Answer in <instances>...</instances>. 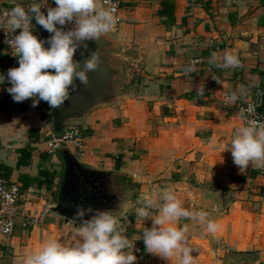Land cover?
<instances>
[{"label":"crops","instance_id":"crops-1","mask_svg":"<svg viewBox=\"0 0 264 264\" xmlns=\"http://www.w3.org/2000/svg\"><path fill=\"white\" fill-rule=\"evenodd\" d=\"M161 1L121 0L107 35L126 54L122 68L130 94L71 122L83 129L76 157L91 168L119 174L115 185L125 192V202L117 218L126 207L139 206L142 192L165 188L184 208L208 212L220 226L214 235L206 232V223L179 222L188 226L194 264H264V176L251 164L241 172L226 150L243 124L238 107L264 93V0H206L203 5L168 0L173 8L160 12ZM47 6L56 7L54 0ZM225 50L239 57L240 67L221 69L210 62L213 52L222 56ZM193 63L195 71L185 73ZM12 65L0 46V75L5 77L0 83V163L12 168L9 181L27 185L23 212L40 219L32 228L17 224L10 236L0 233V264H23L26 253L49 239L66 246L79 240L72 223L51 211L63 170L57 153L48 151L55 134L53 110L43 100L32 107L33 99H12L7 92ZM233 92L238 99L226 102ZM30 130L39 134L38 141L30 143ZM28 144L31 161L17 167ZM67 149L76 152L73 143ZM140 238L137 233L135 244ZM134 250L140 252L136 245L126 251ZM137 256L143 264H178L175 256L172 262L149 252L143 259Z\"/></svg>","mask_w":264,"mask_h":264},{"label":"clouds","instance_id":"clouds-1","mask_svg":"<svg viewBox=\"0 0 264 264\" xmlns=\"http://www.w3.org/2000/svg\"><path fill=\"white\" fill-rule=\"evenodd\" d=\"M54 3L56 7H51L47 6V0H42L27 9L17 4L0 19V29L6 33L4 42L18 58L19 67L7 71L11 84L7 92L15 102L33 99L32 107H36L43 100L51 109L59 108L75 81L87 86L88 73L98 68V51L79 61L74 60L78 48L87 49L89 41L99 43L115 27V7L109 6L110 0H54ZM45 6L47 14L42 11ZM33 19L51 34L47 40L33 34ZM70 23L74 27L65 31L64 26ZM18 29L21 31L16 35ZM45 43L50 47L45 48ZM210 62L221 69L241 66L239 57L228 50L222 56L213 52ZM193 71L194 63L185 68V73ZM213 79L220 84L215 77ZM4 80L0 75V83ZM198 91L202 94V89ZM237 99L233 92L226 97V102L234 103ZM245 112L250 113L251 109L240 110L245 122L235 128L226 149L241 172H246L250 164L252 168H264V122L246 118ZM137 204V220H152L151 228L145 227L142 235L147 252L166 261L172 262L175 256L178 264H194L188 226H179L182 219L206 223V232L213 235L220 227L208 219V212L184 208L171 188L142 192ZM76 209L73 219L78 223L75 231L78 242L66 246L57 239H49L40 248L26 253L23 264H135L136 256L126 251L132 244L119 227L116 216L109 210L92 206L77 205ZM8 230L10 225L5 227V231Z\"/></svg>","mask_w":264,"mask_h":264},{"label":"water","instance_id":"water-1","mask_svg":"<svg viewBox=\"0 0 264 264\" xmlns=\"http://www.w3.org/2000/svg\"><path fill=\"white\" fill-rule=\"evenodd\" d=\"M42 11L47 14V8H42ZM70 29L69 24L64 26L65 31ZM33 34L41 40H47L51 35L36 23ZM44 47L49 48L50 45L45 43ZM93 51L99 53V64L97 70L88 73V85L76 80L64 104L52 109L55 134L63 131L68 123L83 120L96 108L112 105L119 98L130 94L124 88L122 58L126 54L116 47L115 41L108 35L103 36L99 43L89 41L87 49L78 48L74 60L90 58ZM57 156L63 164V170L52 212L63 217L65 223H72L76 229L78 223L73 219V214L77 205L109 210L116 217L121 214L125 192L115 185L116 176H119L117 172L91 168L80 162L67 148L59 149Z\"/></svg>","mask_w":264,"mask_h":264},{"label":"built area","instance_id":"built-area-1","mask_svg":"<svg viewBox=\"0 0 264 264\" xmlns=\"http://www.w3.org/2000/svg\"><path fill=\"white\" fill-rule=\"evenodd\" d=\"M206 0H189L192 5H203ZM22 5L26 9L30 4L23 3H2L0 4V19H3V14L10 11L15 5ZM121 5V0H110L109 6L115 7V13L118 12ZM35 20L32 21V27L34 28ZM2 27V25H0ZM33 30V29H32ZM21 30L16 31V35ZM11 36V33H9ZM6 39V33L4 29H0V46L5 55L6 61H13L18 63V58L12 55L11 49L4 42ZM260 102V97L247 101L238 107V113L241 118L240 110L251 109V112H245V117L248 119H257L264 122V115L261 114L257 107ZM242 123L245 122L242 119ZM83 129L75 123H69L66 128L58 134H53L48 141V151L52 154H56L61 148H67L69 143H73L75 147V155L82 146V133ZM259 175L264 176V168H258ZM22 197L23 191L18 183L11 182L0 177V233L5 236H10L17 224H21L25 228H32L37 225L40 216H29L23 212L22 209ZM136 216V215H135ZM137 219V218H136ZM144 224H149L152 220H141ZM10 225V230L5 231V227Z\"/></svg>","mask_w":264,"mask_h":264},{"label":"trees","instance_id":"trees-1","mask_svg":"<svg viewBox=\"0 0 264 264\" xmlns=\"http://www.w3.org/2000/svg\"><path fill=\"white\" fill-rule=\"evenodd\" d=\"M164 8H166L167 10L173 8L172 2L171 1H168V0H162L161 1V9H160V12H163ZM169 18H170V20H172L173 19V16L171 14H169L168 15V19ZM12 66L13 67H19V64L16 63V62H13V65ZM261 76L264 79V72L261 73ZM262 87H264V80L262 81ZM257 110L261 114L264 115V93H262L261 96H260V102H259V105L257 107ZM28 134H29V137H30V143L36 142L40 138L39 134L35 133L33 130H30ZM32 151H33V148L30 146V144L26 145V147H24L20 151V154H19V157H18V160H17V167L22 166V165H28L30 163ZM115 162H116V169H119V167L121 165V162H119L118 159H116ZM11 173H12V168H10V167H8V166L0 163V177L1 178H4L6 180H9ZM43 174L47 178L45 181H47L48 178H49V176H50V174L49 173H46V172L43 173ZM26 189H27V185L24 183L22 185V187H21V190L23 191V190H26ZM130 218L133 219L134 216L132 215V216H130ZM145 227H148L149 228V225H147ZM144 228H142L140 230L141 238L137 242L138 248L140 249V252H139V254L137 256L139 259H143V258H145L147 256V250L145 248V244H144V241L142 239L143 229Z\"/></svg>","mask_w":264,"mask_h":264},{"label":"rangeland","instance_id":"rangeland-1","mask_svg":"<svg viewBox=\"0 0 264 264\" xmlns=\"http://www.w3.org/2000/svg\"><path fill=\"white\" fill-rule=\"evenodd\" d=\"M127 188L132 191L133 187L127 185ZM139 207V206H132V207H126L125 209V214L123 215V217L118 218L119 220V227L122 229V231L124 232V234L129 238L132 246L135 245L138 246L137 244H135V240L133 239L135 237V235H137V233H140V230L142 228H144L145 226L149 225V228L152 226L151 222L149 224H144L141 220H137L136 216H135V212L133 213V211H135V209ZM133 215L134 218L130 219V216ZM128 250V249H127ZM133 254L135 256H137L139 254V250H134ZM136 264H143L140 263L139 260L136 261Z\"/></svg>","mask_w":264,"mask_h":264}]
</instances>
